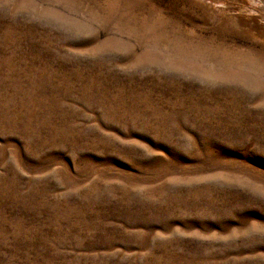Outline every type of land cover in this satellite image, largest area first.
<instances>
[{"label":"rangeland","instance_id":"rangeland-1","mask_svg":"<svg viewBox=\"0 0 264 264\" xmlns=\"http://www.w3.org/2000/svg\"><path fill=\"white\" fill-rule=\"evenodd\" d=\"M0 264H264V0H0Z\"/></svg>","mask_w":264,"mask_h":264}]
</instances>
